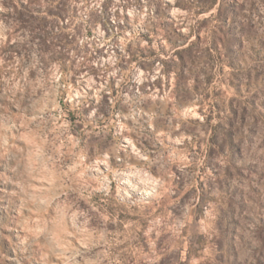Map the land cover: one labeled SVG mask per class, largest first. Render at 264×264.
Wrapping results in <instances>:
<instances>
[{
    "label": "clouds",
    "instance_id": "9594fccd",
    "mask_svg": "<svg viewBox=\"0 0 264 264\" xmlns=\"http://www.w3.org/2000/svg\"><path fill=\"white\" fill-rule=\"evenodd\" d=\"M99 3L86 10L99 9ZM154 3L123 0L132 19L121 16L114 22L125 24V39L117 34L118 42L106 49L107 59L98 56L89 63L84 57L77 59L79 67L57 48L41 44L38 29L0 20V264H183L182 231L205 225L209 239L220 237L216 220L228 203L226 193L203 203L197 193L183 204L179 197L169 203L178 191L172 181L200 169L208 177L230 171L231 213L243 224L222 238L223 248H213L212 257L202 244V259L217 264L218 255L222 264H264V104L242 112L231 150L225 147L213 157L197 150L195 132L173 138L181 127H193L190 121L202 101L193 91L194 78L178 75L173 87L142 91L145 81L165 79V58L157 51L156 63L143 72L125 50L128 42L144 45L139 36L154 26ZM238 3L247 38L264 42V0ZM181 6L189 14H181L180 23L192 25L193 0H181ZM94 30L103 35L101 24ZM250 79L253 98L264 101V79ZM141 103L148 105L147 112L138 107ZM169 207L180 215L169 216ZM197 214L201 219L193 225Z\"/></svg>",
    "mask_w": 264,
    "mask_h": 264
},
{
    "label": "rangeland",
    "instance_id": "374dc122",
    "mask_svg": "<svg viewBox=\"0 0 264 264\" xmlns=\"http://www.w3.org/2000/svg\"><path fill=\"white\" fill-rule=\"evenodd\" d=\"M95 2L96 0H74V3L70 0H44V3L40 4L38 0H0V20L9 26L18 23L20 27L32 26L34 31L38 29L36 36L41 40V44L57 48L67 57L70 64L79 67L77 59L83 61L86 57L89 63L98 56L107 59L106 49L110 44L118 42L117 34L120 40L125 39V24L115 23L114 18L123 16L125 21L132 19L127 14L128 8L123 4V0L119 5L117 0H100L99 9L86 10ZM193 7L191 15L194 23L189 26L186 20L184 24L180 23V19L184 18L181 14H189V9L181 6V0H155L152 9V15L156 18L154 26L149 32L141 31L139 36L145 42L144 45L128 42L125 50L128 52V60L143 72H148L149 66L156 63L153 58L156 57L157 51L165 58V79L145 81L141 86L142 91L173 87L178 75L190 74L194 78L193 91L196 96L202 97V101L197 105L196 118L190 121L193 127L188 131L181 127L173 138H178L181 132L184 135L195 132L200 138L197 150L203 149L205 158H208L217 152L223 153L225 147L231 150L238 132L236 122L242 112L258 102L264 104L259 96L253 98V82L250 79L252 75L264 79V68L258 67L264 63V42L247 38L238 18L243 9L238 0H193ZM173 9L176 11H172ZM97 24H101L102 36L94 30ZM127 30H132L130 24L127 25ZM16 31L19 32L20 28ZM155 37L160 38L154 39ZM84 40L87 42L81 45L80 41ZM104 41L109 43L105 44ZM152 43H155L157 48H151ZM15 47L12 46L13 49ZM112 51L120 54L118 48H113ZM172 56L175 60L169 58ZM249 61L254 63L250 65ZM176 65H179V73L176 71ZM92 67L95 68L96 65L93 63ZM122 70L127 71L126 64ZM89 75L96 83H100L94 73ZM110 83L115 88V80ZM112 95L115 96L116 92L113 91ZM138 107L148 111V105L145 103L139 104ZM115 108L123 115L128 114L126 107L116 104ZM12 111L17 110L13 108ZM101 114L104 120L109 119V113L101 110ZM83 115H88L87 109ZM72 119L75 120L76 117L72 116ZM128 123L131 125L132 122ZM197 128L199 131H196ZM201 132L204 133L203 136ZM144 143L147 144L148 141L145 140ZM174 171L177 177L181 176L179 171ZM231 179L232 175L227 170L223 175L220 172H212L208 177L204 175L203 169H200L195 173L187 172L182 179L172 181L178 191L172 195L170 204L177 197L182 204L188 202L192 193H197L196 198L201 203L216 200L225 193L228 201L227 207L220 209L216 220L220 237L209 239L203 231L205 225L200 226V231H193L188 226L182 231L183 249L180 254L183 264H209L202 259L201 253L204 249L201 245H208L207 255L212 257L213 248H223L222 238L227 233L234 231L236 227H243L241 219L231 213L235 203L232 195L235 189L231 187ZM36 183L38 186L40 182ZM214 192L216 195H213ZM196 208L200 209V205L197 204ZM168 214L180 215L174 207L168 208ZM200 219L201 216L197 214L191 218L190 223L195 225ZM114 227L110 226L109 230ZM214 258L217 264H222L220 256L216 255Z\"/></svg>",
    "mask_w": 264,
    "mask_h": 264
}]
</instances>
